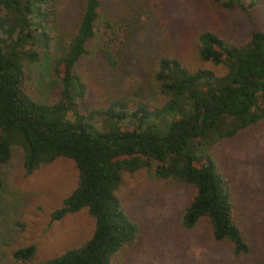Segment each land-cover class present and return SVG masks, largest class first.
Listing matches in <instances>:
<instances>
[{"label": "trees", "instance_id": "16d2710c", "mask_svg": "<svg viewBox=\"0 0 264 264\" xmlns=\"http://www.w3.org/2000/svg\"><path fill=\"white\" fill-rule=\"evenodd\" d=\"M65 1L0 0V168L15 147L26 175L58 158L72 161L76 186L50 221L85 210L94 229L85 243L58 256L38 259L30 245L8 251L0 264H115L114 257L140 236L139 225L117 196L123 174L153 163L156 178L194 191L180 214L184 230L206 223L212 239L228 245L233 256L247 254L249 244L234 217L231 182L210 148L264 118V31L255 30L234 46L210 28L200 30L196 57L223 74L190 70L176 55L160 57L153 81L166 98L162 106L146 102L145 88L136 85L130 98L114 99L84 115L77 103L87 86L74 71L76 63L88 53L89 42L97 46L99 41L103 57L116 64L137 21L111 2L80 0L76 26L65 31L59 17ZM212 1L231 11L248 10L260 0ZM41 55L52 61L59 90L54 103L33 99L22 85L24 64ZM2 187L0 179V193Z\"/></svg>", "mask_w": 264, "mask_h": 264}, {"label": "rangeland", "instance_id": "374dc122", "mask_svg": "<svg viewBox=\"0 0 264 264\" xmlns=\"http://www.w3.org/2000/svg\"><path fill=\"white\" fill-rule=\"evenodd\" d=\"M103 1L115 4L124 14L130 12L129 18L136 16L137 23L116 64L103 57L104 44L99 41L97 46L89 42L88 53L76 63L74 71L87 86L85 98L77 103L84 115L114 99L130 98L136 85L145 88L146 102L162 106L166 98L157 93L153 81L160 57L176 55L190 70L223 74L196 57L195 35L200 30L210 28L234 46L246 42L253 31H264V0L248 10L231 11L212 0ZM139 2L141 10L135 7ZM79 6L80 0H66L62 5L59 17L65 31L75 28ZM51 66V59L43 55L33 64H24L22 85L33 99L58 101ZM210 153L231 182L234 217L249 244L248 253L233 256L228 245L212 239L206 223L184 230L180 214L194 191L156 178L153 163L123 174L117 196L129 218L139 225L140 236L114 257L115 264H264V118L235 137L215 143ZM77 175L74 163L63 158L26 175L19 148L12 149L10 161L0 168V258L10 250L33 245L38 259H48L90 238L94 222L85 210L50 221L51 213L75 188ZM11 221L22 227H13Z\"/></svg>", "mask_w": 264, "mask_h": 264}]
</instances>
